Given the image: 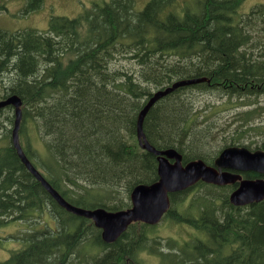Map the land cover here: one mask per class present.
<instances>
[{
	"label": "trees",
	"instance_id": "obj_1",
	"mask_svg": "<svg viewBox=\"0 0 264 264\" xmlns=\"http://www.w3.org/2000/svg\"><path fill=\"white\" fill-rule=\"evenodd\" d=\"M243 2L148 0L135 9L134 0H105L73 17L51 15L45 30L0 27V98L22 100L19 138L26 156L67 201L127 208L135 185L157 179L156 156L136 136L140 109L153 90L200 76L210 81L178 87L149 109L146 139L157 149L175 148L183 162L207 164L223 147L242 145L233 136L213 138V110L221 105L211 104L203 115L206 107L195 106L193 91L227 100L249 96L245 119L264 112L250 98L264 93V3L238 13ZM42 4L26 0L24 11ZM5 6L0 0V11ZM13 119L12 106L0 109V226L40 217L45 209L55 224L19 238L22 246L0 264H143L138 254L145 250L172 255L162 264H264V199L234 206L228 200L233 185L204 181L170 193L161 219L191 226L190 241L167 240L163 247L165 237L153 235L156 225L135 221L105 243L92 220L61 207L24 166L11 141ZM252 129L264 131V125ZM29 130L25 142L21 135ZM91 192L94 199L87 200Z\"/></svg>",
	"mask_w": 264,
	"mask_h": 264
},
{
	"label": "water",
	"instance_id": "obj_2",
	"mask_svg": "<svg viewBox=\"0 0 264 264\" xmlns=\"http://www.w3.org/2000/svg\"><path fill=\"white\" fill-rule=\"evenodd\" d=\"M209 82L206 76L180 78L151 92L140 109L136 120V136L142 149L153 153L157 161V179L151 183H138L130 192V206L125 209L107 210L101 206L84 208L67 201L26 156L19 138L22 118V100L17 94L0 98V109L12 106L14 111L11 141L19 158L27 170L41 183L52 198L65 210L78 216L91 219L100 228L101 239L105 243L117 240L123 231L134 221L148 224L158 223L170 206L169 194L183 191L198 181L216 185L234 184L238 186L229 194V202L240 206L260 202L264 199V150H251L243 145H229L221 149L212 164L202 159L182 162V154L175 148L157 149L145 137L143 121L149 109L160 99L178 87ZM236 171H253L258 176L241 178Z\"/></svg>",
	"mask_w": 264,
	"mask_h": 264
},
{
	"label": "rangeland",
	"instance_id": "obj_3",
	"mask_svg": "<svg viewBox=\"0 0 264 264\" xmlns=\"http://www.w3.org/2000/svg\"><path fill=\"white\" fill-rule=\"evenodd\" d=\"M105 0H43L41 8L25 12L24 6L26 0H5V9L0 11V27L13 31L18 29L35 28L37 30H45L48 26V20L51 15L73 17L84 9L91 6L92 3H100ZM148 0H134L135 9H141ZM264 3V0H244L238 9V13H246L250 8L257 4ZM128 67H132L130 63H126ZM190 78V77H184ZM197 84V83H196ZM194 104L200 111L206 107L203 111V115L209 111L210 105H221L213 110V119L215 121L214 139L219 140L223 137H235L239 139L240 144L246 145L251 142V150L255 148V145L264 142V131L256 132L252 129V125L257 123L261 126L264 125V112L258 115L256 118H244V110H247L250 106H245L243 102L247 101L249 96H245L240 100L236 97L222 98L215 93L208 91H193ZM251 101H256V104H260L264 107V93L258 97H250ZM69 109V108H67ZM6 109L5 111H8ZM32 134V131L24 132L21 136L23 141L26 142V136ZM37 137V136H36ZM33 144L38 147V137H32ZM211 144H216L212 141ZM199 159V158H194ZM78 169V166H76ZM93 176V175H92ZM216 185V184H214ZM219 186V185H217ZM83 194V193H82ZM87 200L94 199V192L85 195ZM190 195L187 196L189 198ZM54 226L55 220L46 211L42 212L40 217H32L31 220H14L7 225L0 226V237L2 244L0 245V260H4L9 257L10 253L14 249H19L22 246V241L19 239L25 236L30 230L34 228H42L46 224ZM46 228V227H45ZM196 233V232H195ZM193 228L184 223H175L168 219L161 220L156 224L153 235L165 237L162 242V246L167 245V240H171L172 244L178 246L183 242L190 241L193 237ZM203 237V235H202ZM177 251V247L170 249V251ZM168 251V250H166ZM138 259L143 264H162V262L169 263L173 257L170 254L160 256L159 254H150L148 250L142 251L138 254Z\"/></svg>",
	"mask_w": 264,
	"mask_h": 264
},
{
	"label": "flooded vegetation",
	"instance_id": "obj_4",
	"mask_svg": "<svg viewBox=\"0 0 264 264\" xmlns=\"http://www.w3.org/2000/svg\"><path fill=\"white\" fill-rule=\"evenodd\" d=\"M246 173V172H245ZM245 173H241L242 178H245ZM237 184H235L236 187Z\"/></svg>",
	"mask_w": 264,
	"mask_h": 264
}]
</instances>
